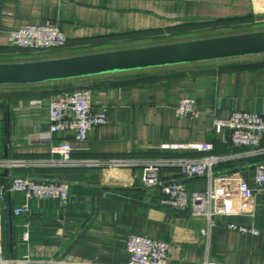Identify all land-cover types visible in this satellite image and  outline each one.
<instances>
[{
	"label": "crops",
	"instance_id": "obj_1",
	"mask_svg": "<svg viewBox=\"0 0 264 264\" xmlns=\"http://www.w3.org/2000/svg\"><path fill=\"white\" fill-rule=\"evenodd\" d=\"M263 5L264 0H0V61L50 54L10 44V32L26 24L58 22L68 37L60 53L74 55L241 32L263 18ZM75 88L91 89L96 107L103 106L108 116L106 124L93 128L86 140H71L76 158H196L206 153L167 149L163 144L211 142L213 154L232 156L218 165L219 173L232 171L249 184L255 164L264 159V155H253L252 148L233 146L229 131L217 133L214 126L216 117L228 118L236 110L264 112V54L0 86V158L58 157L52 149L62 135L45 139L51 123L48 102L53 95ZM185 97L196 100L198 116L177 114ZM32 100H42L43 106L31 107ZM4 171H0V185L13 174L70 183L67 202L34 200L29 216L12 214L23 194L0 200L5 256L68 264H123L129 260L127 236L138 233L170 241L174 264L206 260L264 264V202L260 197L242 201L235 180L230 183V194L219 196L224 204L231 201V214L209 226L205 218L162 206L160 190L146 189L141 167L52 165L17 168L7 175ZM163 171L172 176L177 169ZM209 186L203 177L187 181L190 192H205ZM221 212L226 214L225 208ZM228 220L255 225L262 234L229 229ZM27 222L30 239L25 241L22 234Z\"/></svg>",
	"mask_w": 264,
	"mask_h": 264
},
{
	"label": "built area",
	"instance_id": "obj_2",
	"mask_svg": "<svg viewBox=\"0 0 264 264\" xmlns=\"http://www.w3.org/2000/svg\"><path fill=\"white\" fill-rule=\"evenodd\" d=\"M10 44L33 53H53L67 47L68 37L56 21L42 24H26L9 34ZM31 107L43 106L42 100H32ZM50 128L45 139L50 140L53 134H61L59 144L52 151L56 158L21 159L0 158V171L35 166H79L89 168L123 169L141 167L143 183L148 190L159 189L160 203L178 212H187L191 216L205 218L209 226L218 221H225L231 214V201H219L221 192L230 194V183L236 181L240 199L255 201L260 197L264 202V159L255 164L253 182L249 184L236 178L232 171L219 173L218 165L232 156L213 154L214 144L211 142H191L184 144H163L167 149H190L206 154L200 157H160L143 160L135 157H74L72 139L84 141L91 130L103 126L108 121L106 109L95 105L93 91L89 88H75L53 95L49 102ZM177 114L196 117L199 115L194 98H182L177 106ZM214 126L217 133L223 129L229 131V139L233 146L252 148L255 156L264 155L262 139L264 135V112L236 110L228 118L216 117ZM44 138V137H43ZM166 167L177 169L176 175L164 173ZM207 178L210 182L205 192H190L187 181L192 178ZM21 193L24 199L12 209L14 217L32 214L31 202L34 200L56 199L67 202L70 196V183L67 180H42L33 176L13 174L0 185V200ZM232 195V194H231ZM226 205V206H225ZM223 206V207H221ZM225 208V212H221ZM2 215L0 214V264H68L58 260H34L28 257L16 258L3 254L1 236ZM229 229L243 234L260 235L262 230L255 225L239 224L228 220ZM30 223L24 224L22 237L30 239ZM127 253L129 260L123 264H174L172 262V243L167 240L131 233L127 236ZM203 264H223L220 261L206 260Z\"/></svg>",
	"mask_w": 264,
	"mask_h": 264
},
{
	"label": "water",
	"instance_id": "obj_3",
	"mask_svg": "<svg viewBox=\"0 0 264 264\" xmlns=\"http://www.w3.org/2000/svg\"><path fill=\"white\" fill-rule=\"evenodd\" d=\"M264 54V29L34 60L0 61V86L38 84ZM8 170L4 171L7 175Z\"/></svg>",
	"mask_w": 264,
	"mask_h": 264
},
{
	"label": "rangeland",
	"instance_id": "obj_4",
	"mask_svg": "<svg viewBox=\"0 0 264 264\" xmlns=\"http://www.w3.org/2000/svg\"><path fill=\"white\" fill-rule=\"evenodd\" d=\"M261 8L263 9L264 8V5ZM253 26H252V28H247V30L248 31L251 30V29L252 30H258L260 28H263L264 29V16H263V18L261 17L258 20V22H256V25H253ZM247 30L244 29V31H247ZM230 31H232V30H230ZM230 31H229V33H236V32H233V31L230 32ZM244 31H241V32H244ZM229 33H227V34H229ZM209 34H211V33H209ZM193 38H195V37H193ZM193 38H189V39H193ZM196 38H197V36H196ZM182 40H184V39H182ZM185 40H187V39H185ZM170 41H179V40H169V39H166V40H161V41H158V42H152V41H150L149 44L162 43V42H170ZM149 44H147V45H149ZM55 55H59V56L62 55L63 56V55H69V54H65V53H60L59 52V53H56ZM44 57H45L44 55L19 56L14 61H17V60L18 61H20V60H34V59H40V58H44ZM53 57H55V56H53Z\"/></svg>",
	"mask_w": 264,
	"mask_h": 264
},
{
	"label": "trees",
	"instance_id": "obj_5",
	"mask_svg": "<svg viewBox=\"0 0 264 264\" xmlns=\"http://www.w3.org/2000/svg\"><path fill=\"white\" fill-rule=\"evenodd\" d=\"M249 31H251V30H249ZM218 35H221V34H218ZM59 52L60 51H56V52L50 53L48 56H45V58H47V57H53V56H59V55H55L56 53H59ZM69 55H71V54H69ZM60 56H62V55H60ZM63 56H65V55H63Z\"/></svg>",
	"mask_w": 264,
	"mask_h": 264
}]
</instances>
